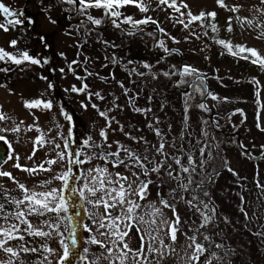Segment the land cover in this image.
<instances>
[{
    "label": "rangeland",
    "instance_id": "rangeland-1",
    "mask_svg": "<svg viewBox=\"0 0 264 264\" xmlns=\"http://www.w3.org/2000/svg\"><path fill=\"white\" fill-rule=\"evenodd\" d=\"M58 1L62 0L46 2L45 0H0L12 11L22 13L18 19L23 20L21 24L10 26L8 31L0 29V48L14 55L26 51L31 57L40 61L35 65L30 62L16 65L10 61H0V69H7V71H0V113L9 117L8 120L0 121V128L11 129L19 125L21 129L19 133L0 132V135L5 136L11 144V148H9V145L2 141L6 147V154L4 152V157L0 161V163L2 162L0 170L10 172L19 183L37 192L50 191L53 188L59 189L58 196L63 197L67 209L59 214L47 213L42 217L28 216L27 219L34 230L40 229L52 234L47 237H38L29 235L26 231L16 233V235H23L24 239L10 240L6 246L12 247L17 252V256L9 257L0 251V261H4L5 264L9 259L12 264H19V261L24 264L25 260L26 264H57L59 257L63 255L65 245H67L68 255L63 264H121L120 257H123V264H208V261H211V264H264V235H258V233L264 234V189L257 187V184L264 185V156L261 155V146L264 145V131L261 130L264 129V73H255L257 75L253 76L256 80L255 88L257 90L256 116L254 114L253 117V113L249 111L248 103H246V113L238 114L236 111V115L224 113L220 117L219 122L225 121L232 126L230 132H226V137H222V133L204 134L208 140H213L214 144H209V146L214 151L217 149L216 152L221 158L218 167L224 166L225 169L223 174L218 176L219 178L216 177L211 182L209 181L206 184L209 185L204 190L195 188V193L200 195L199 199L206 201L215 209L211 222L215 223L217 232H213V226L208 224L209 230L213 233L202 236H208L211 241L218 240L229 245L234 253L233 259H229V252L223 250L229 247L221 246L218 251H215L210 245L205 247L206 252L199 261L191 259L194 249L190 246L192 241L189 238L195 236L196 231L201 228L203 218L199 212L189 208L185 202L191 200L194 195L190 190L184 192L178 188L175 184L176 180L173 183L174 188L170 187L171 178L167 175L166 166L160 173H156L158 177L153 180L151 173L145 178L143 175L141 176V180H150L151 183L145 199L139 200L136 196L130 197L141 205L133 219L129 220L123 216L119 208L110 210L111 218L122 217L118 222V231L122 235V240L113 243L115 237L101 235V232H107V229L99 228V222L104 217V208L93 206L88 201L89 199L94 200L95 197H90L88 193L82 196L81 191L88 183V178L91 175L90 169L107 168L113 178L116 173L128 176L129 181L133 178L131 171L124 166L114 168L111 163L106 164L103 160L96 158L97 152H115L119 145L131 148V143L137 147L141 146L145 151L147 143H151L152 139H156L159 144L161 137L148 127L149 123L154 122L153 128L158 127L163 135V142L164 139L170 138L174 145L178 144L177 148H173L171 157L179 156L182 163L187 165V157L192 155L198 166L197 175L204 176V182L208 181L210 172L214 173L207 162L210 159L209 153L211 154L208 146L205 152L208 157H204L205 163L201 168L199 167L201 157L199 149L195 147V142L193 143L194 147L188 146L189 149H184V147H180L181 140L178 138L176 141L174 140L173 131L168 135L167 130L174 127L172 123L174 112L169 107L165 108L166 101L158 100L156 95L150 92L151 85L149 83L147 84L148 88L144 89L147 82L140 79L139 73H147L145 78L148 80L156 78L164 80L166 78L163 75L164 72H178L183 66L189 65L199 70L201 77L205 78L203 83L205 86L206 82L210 89L209 92H211V88L218 92L216 87H220L223 82L222 79L219 81V78L235 76L237 72L232 65L216 63L204 43L191 35V28L195 24L191 26V30L185 29L181 24L176 23V20L181 18L179 13L166 6H157L156 0H150L149 11L146 13L140 12L132 5L125 6L120 11L124 16H131L134 20L150 17L157 22L156 24L139 25L132 31L126 30L131 34L122 37L124 40L120 35H115L113 31L102 33V42H108L111 47L107 50L111 53L114 52L115 58L119 57L123 61L119 60L122 63L120 64L114 57H107L106 61L107 59L110 62L113 61L121 70L117 69L113 75L109 76L107 71L102 69L105 71V73L102 71L103 76H96L92 64L99 61L97 56L90 54L87 58L85 50L80 46L79 52H82V56L84 55L82 58L74 45L77 40L81 39L80 37H83L84 40L85 38L91 39L92 42H88L87 45H94L98 43L97 40L101 38V35L95 30L94 33L90 30L84 31V36H77L72 28L62 30L60 25H56L59 9L63 10L65 22L68 19L71 21L73 17H76L77 21L86 20V17L76 10V5L65 4V7L62 5L59 7ZM181 2L188 6L187 8L181 7V11L185 14L189 11L194 15L206 11L216 12V25L222 34L230 37L236 45L254 49L261 57H264V4L261 3V0H224L227 8L219 7L216 0H177L178 4ZM234 5H238L239 10L237 12L229 11L228 9ZM88 14L100 19V25L104 28L107 23H111V28H117L112 23L113 18L106 15L102 9H89ZM1 17L0 23H5V19ZM229 17H232L231 32L227 31ZM236 17L247 18L253 23L251 25L242 24ZM183 18L187 19V16L185 15ZM119 21L121 22L122 19ZM125 25L130 27L128 24ZM156 26L158 31L163 29V32L156 31ZM99 31L102 32V29ZM144 37H149L150 44L147 45L148 53L140 56L141 53L136 51V46ZM156 37L158 40L154 43L151 51L149 48ZM13 40L17 42L14 47L10 46V42ZM114 40L120 42L121 45L117 47L116 45L119 43H114ZM161 42L163 47H161ZM90 48L93 50V47ZM118 48H123L124 51H120ZM171 48L177 49L179 52H170L168 60L159 61L156 55L166 53L165 49L171 50ZM101 53L104 52L101 51ZM180 57L181 61L179 62ZM45 60L48 61L46 64L43 63ZM74 61L76 63H73ZM168 61L176 62L178 67L177 64L176 67H169ZM158 62L165 63V65L161 67ZM144 64L151 65V68H144ZM69 65L72 70H69ZM133 69L135 72L131 74ZM158 73L161 77L158 76ZM154 76L155 78H153ZM188 78L190 77L184 79ZM169 79L172 83L171 76ZM180 79L182 78L179 75H174L173 82ZM49 84L53 87L50 88ZM85 84L87 85L85 92L71 91L73 86L81 88ZM186 85L181 84L180 90H185ZM125 90H127V95H125ZM89 93L92 95L89 96ZM95 93H99L103 99L98 98ZM218 96L223 98L227 95L218 93ZM130 97L132 98L131 103L129 102ZM149 97H151L150 100ZM36 99L50 101L52 108L49 110L42 106L34 109L25 107V102H32ZM233 100H239V98L235 97ZM168 101L170 103V98ZM203 103L210 111L201 109L204 115L199 119L188 112L187 125H179L177 128L188 130L195 138L198 137L197 133L199 135L204 130L198 131L200 125L203 128L205 124L211 123L217 128L218 124L214 121V115L211 112V106L216 104L210 98L205 99ZM82 104L87 107H82ZM93 104L97 107L93 108ZM157 105L161 108L160 114L156 112ZM136 108L151 109V111L145 114L136 112ZM178 109L175 105L174 111ZM100 111L107 113V116L112 119L106 120L101 117ZM216 111L219 112L218 109ZM62 112L70 115L71 120H66ZM160 115L163 116V119L160 118ZM252 118L253 121L255 118L256 125ZM21 121L23 123H20ZM109 123L111 126L107 127L106 125ZM257 124H259V128ZM28 126H33L31 131L28 130ZM37 128L39 131L36 130ZM101 129H104L107 134V142L100 137ZM69 131H71L70 137L68 136ZM126 133L129 135H125ZM38 136L45 141L54 140V143L60 147L56 148L53 144L44 146L34 144L35 138ZM129 137L138 139L142 137L143 141L134 142ZM89 138H91L90 143L101 147L82 148L83 142ZM117 141L119 145L115 143ZM237 141L238 143H236ZM108 144H111V148L107 146ZM220 144H224L225 148L222 149ZM241 144L245 147L242 148ZM34 146L37 150L30 160L28 157L32 155ZM247 147H251V149L245 150ZM246 151L249 153L248 155L244 154ZM60 152L66 153L63 160H60L57 155ZM76 152L81 153L79 158L85 160V163L73 162L75 159L73 154ZM9 154L13 156V159H7ZM16 156H19L21 165L31 166V161L41 165L46 163L47 159L57 160V163L52 164L50 170L45 173L26 176L19 173L13 166L17 162ZM121 158H124L123 153H121ZM161 159L163 157L155 154V161ZM165 164H171L174 169L176 168L172 158H169ZM206 165L208 166L205 167ZM149 167L151 166L149 165ZM133 170L140 171V169ZM161 172L165 175V184L163 180L160 181ZM64 173L68 174L66 184L60 179H54V177L63 176ZM231 175L238 181H231ZM45 181L49 182L47 186L40 187ZM183 182L186 183V180ZM65 189L67 190L65 191ZM173 189H176L175 193L172 192ZM0 190H2L0 200L3 199L4 202L9 197L20 198L23 195L17 185L5 177H0ZM205 192L208 193L207 196L204 195ZM161 199L166 200L173 207L177 208L179 205L181 213L178 210L174 213L171 208H163L160 205ZM8 204L11 209L10 213H14L15 206ZM70 206L76 210V214L72 213V210L69 211L68 207ZM151 206L161 208L163 213L162 216L155 218L156 224H150L149 221L153 217L146 215L152 211ZM241 208L247 213V219L241 212ZM138 217H145V219L139 220ZM177 217L180 222L176 225V239L173 241L168 234V224L174 223ZM44 220L57 225L56 231L44 225ZM161 220L167 221L168 224H161ZM75 221L76 229H78L75 236L76 244L73 246L72 242L66 238V234L68 227ZM5 222L7 227L19 223L14 217L1 221L3 224ZM107 222L110 223L111 219ZM131 226L134 227L133 231L129 230ZM20 227L25 226L20 225ZM92 238L113 248L112 255H109L107 249L99 244L90 243ZM21 245L29 251H23ZM45 249L52 251L49 252ZM85 249L88 251L85 252Z\"/></svg>",
    "mask_w": 264,
    "mask_h": 264
},
{
    "label": "snow or ice",
    "instance_id": "snow-or-ice-1",
    "mask_svg": "<svg viewBox=\"0 0 264 264\" xmlns=\"http://www.w3.org/2000/svg\"><path fill=\"white\" fill-rule=\"evenodd\" d=\"M62 2L67 4L76 5V10L80 12L82 15L86 17L88 21H90L93 25H100L101 20L92 17L88 14V10L95 8V9H102L106 15L113 18L112 23L119 28L120 23L117 21L121 20L122 23L128 24L132 28H136L139 25H144L148 23L156 24L157 22L150 17H145L141 20H134L131 16H124L123 13L120 11L121 8L132 5L136 7L140 12L146 13L149 11V3L150 0H62ZM216 3L221 8H227V5L224 3V0H216ZM261 3L264 4V0H261ZM157 6H166L168 8H171L174 12L179 13L180 19L176 20V23L181 24L185 29H188L190 25H192L194 22H201L200 26L201 28H211L212 32L217 31V26L215 23H211L210 25L205 24L204 21L206 18H211L212 20L215 19L217 13L216 12H201L198 15L192 14L190 11L186 14L181 11V7L187 8L188 6L186 4L177 3V0H156ZM231 12H237L239 10L238 5L232 6L230 9H228ZM0 15H2L5 19V23H0V29L4 31H8L10 26H15L18 24H21L23 22L22 19H18L16 17L22 16V13L20 12H14L12 11L8 6L4 5L2 2H0ZM187 16V19H184L183 17ZM171 18V17H170ZM238 21H241L243 23H247L251 25L253 22L251 20H248L247 18H241L236 17ZM55 23V21H52ZM159 31L163 32V29H159ZM227 31H232V17H229L228 19V28ZM191 35L196 36L197 39L200 37L196 35L194 31H191ZM203 35L207 36L208 32L205 31ZM174 39V38H173ZM187 39V38H186ZM16 41L13 40L10 42V46H15ZM107 43V42H105ZM215 43L218 45L223 46V48L228 50V53L233 56H238L241 59L249 60L251 63L256 64L259 63L261 67H264V57H261L258 52L254 49H249L245 46L231 45L230 42L225 41L224 39H215ZM161 47H163V43L161 42ZM165 51H168V49H165ZM0 61H10L13 64L20 65L23 62H30L31 64H39L40 61L36 58L31 57L26 51L20 52L18 54H12L4 49L0 48ZM48 61L45 60L43 63H47ZM73 63H76L74 61ZM144 68H151V65L144 64ZM69 70L71 69V65H69ZM0 71H7V69H0ZM133 71H135L133 69ZM61 72H63V69H61ZM139 75H143V73H139ZM164 76L170 77L172 75H179L182 79L177 81L176 86L179 87L181 84H188L189 87H193L194 91H199L202 96H209L212 100H217L218 97L212 93H210L206 88L203 87V80L204 77H201L199 70L192 68L189 65L183 66L181 70L178 72H164ZM185 77H195L196 80L200 81L199 86H195L187 79H184ZM155 78V76L153 77ZM49 87H53V85L49 84ZM121 87L123 85L121 84ZM87 89V85L85 84L81 88H77L76 86H73L71 88L72 92L76 93H82L85 92ZM92 93H89V96H91ZM95 95L103 99V97L99 93H95ZM125 95H127V90H125ZM183 96L185 98V113L187 114L188 108L191 106L189 102L193 99V94L190 92L183 93ZM151 97H149V100ZM227 98H225L226 100ZM132 98H129V102L131 103ZM43 107L44 109H51L52 103L50 101H43L40 99H36L32 102H25V107L28 109H34L38 107ZM82 107H87L86 105L82 104ZM93 108H96L97 106L95 104L92 105ZM196 107H199L200 109L204 111H210L208 109L207 105L204 103H200L196 105ZM136 112L141 113H147L150 112L151 109H140L136 108ZM240 111V110H237ZM66 120H71V116L67 113H63ZM99 115L101 117H104L106 120H110L112 118H109L107 116V113L100 111ZM9 117L4 115L3 113H0V121L8 120ZM185 120H187V115L185 117ZM158 122V121H157ZM20 123H23L21 121ZM107 127H110L111 124H107ZM149 128H153V125L150 123L148 125ZM257 127L259 128V124H257ZM33 126H28V130L31 131ZM39 131V129H36ZM264 131V129H261ZM11 131L13 133H19L21 131L19 125H16L15 127L11 129H4L0 128V132H7ZM153 131L157 136L161 137V142L159 143L158 147L155 148V152L157 155L163 157V159L159 161H155L153 157H150L147 152L148 149L145 148V154L143 156L137 154L134 152L131 148L125 147L123 145H119V142L117 143L119 146L117 147V150L115 152H97L96 158L103 160L106 164L111 163L112 167H120L124 166L126 169L131 171L132 180L129 181L128 176L121 175L120 173L115 174V178L112 177V174L108 172L107 168H95L90 169L89 173L91 174L88 178V183L84 186L83 191H81V195L83 196L85 193H88L90 197H95L94 200L89 199V203L93 204L95 207L102 206L104 208V217L99 222V228L101 229H107V232H101V235H109L110 237H115L113 240V243H118L120 240H122V235L119 233V221L122 219V217H115L111 218V209L119 208L122 212V215L125 216L127 219L131 220L134 218V216L137 213V209L141 208V205L138 201L132 200L130 197L136 196L139 198V200L145 199L146 192L148 190V186L151 183L150 180H141V176H148L149 173L155 172L160 173V171L167 167V175L177 181L178 188L182 189L184 192H188L189 186L195 184L196 188H200L201 184L197 183L193 179V175L197 171V164L196 160L192 155H189L187 157V165L182 163V159L179 156L171 157V154H168L165 152V143L163 142V135L160 132L159 129L153 128ZM129 135V134H125ZM68 136H71V131H69ZM100 137L107 142V134L104 129H101L100 131ZM134 142H140L143 141V138H136V137H129ZM91 138L88 140H85L83 142L82 148H100V145H96L94 143H90ZM0 141H3L5 144L9 145V148H11V144L9 141H7L6 137L3 135H0ZM67 143V141H66ZM144 143H147L144 141ZM34 144L44 146L46 144H53L56 148H59L60 145L55 144L54 140H43L42 137L38 136L35 138ZM109 148H111V144L107 145ZM172 147H175L173 144ZM241 147L244 148L245 146L241 144ZM207 145L202 146L199 149L200 153V164L199 167H203L205 160V152H206ZM36 147L34 146L32 155H30L28 158L31 160L32 156L35 155ZM121 153L124 154V158H121ZM66 153L60 152L57 153L60 160L64 159ZM245 155H248L247 151L244 153ZM74 155V161L77 164H83L86 161L83 159H80L81 156L80 152H76ZM210 155V153H209ZM261 155L264 156V145L261 146ZM111 158V159H110ZM173 159V163L176 165V168L174 169L171 164L166 165L165 162L169 159ZM7 159L11 160L13 159V156L11 154L7 155ZM15 160L17 161L13 166L21 171L28 172L30 174H35L37 170L40 171H49V168H45L43 164L37 166V167H25L19 163V156L15 157ZM48 165H52L57 163V160H48L46 162ZM151 165V167H149ZM133 169H140V171H134ZM229 171H232L231 169H228ZM0 177H5L13 181L17 185V188L20 190L21 193H23L22 197H9L5 203H0V221L8 220L10 218H15L19 223L18 224H12L10 227H0V251L7 254L9 257H15L17 256V252L12 248L6 246L10 240H23V235H16V233L26 231L29 235L38 236V237H47L51 235L52 233L42 231L40 229H33L32 224L30 221H28V216H38L42 217L45 216L47 213H56L59 214L62 211H66L65 203L63 202V197L58 196L59 189H51L50 191H40L37 192L35 190H31L26 188V186L22 183H19L16 178L8 171L0 170ZM186 180V183L182 180ZM54 179H60L65 184L67 183L68 174L65 173L63 176L54 177ZM49 182L45 181L40 187H46ZM202 183V182H201ZM257 187H260L264 189V185L257 184ZM75 191V189H73ZM176 189H173L172 192L175 193ZM0 194H2V190H0ZM205 196L208 195L207 192L204 193ZM183 199V197H181ZM241 200H243V197H241ZM189 208L195 209V211L199 212L201 217L203 218V223L200 225L201 228H204L210 222L213 220L215 209L212 208L206 201L200 200L197 195H193L191 200L185 201ZM6 203H10L15 206L16 211L14 213H9L8 215H5V207ZM160 205L163 208H171L173 212L175 213L174 207L169 204L166 200L161 199ZM201 205L203 206L201 208ZM152 211L150 213H147L146 215H150L153 217L151 221H149L150 224H156L157 220L155 219L157 216H162L163 213L161 211V208L151 206ZM242 213H244L245 218L247 219V213L244 212V209H240ZM111 219V222L108 223ZM139 220H144L145 217H138ZM179 217L176 218L175 222L172 224H168L167 221L161 220V224H168V234L170 235V238L175 241L176 239V231L177 227L176 225L179 224ZM44 225H46L49 228H52L53 231H56L57 225L50 223L48 220L43 221ZM20 225H24L25 227H20ZM258 235H264L259 234ZM192 241L193 256L191 259L193 261H199L200 257L206 252V248L204 245L198 242L196 236H192L189 238ZM205 240H209L210 238L208 236L204 237ZM90 243L92 244H99L101 247H104L107 249L109 255H112L113 248L108 247L105 245L102 241H98L95 238H92L90 240ZM76 240L72 239V245L75 246ZM216 248H220L221 245L217 244L215 245ZM21 248L23 251L27 252L29 249L23 248L21 245ZM46 251L51 252V249H45ZM35 251V249H33ZM88 250L85 249V252ZM68 255V247L65 245L63 255H61L57 261V264H63L64 259H66ZM213 256H215V253H213ZM121 264H123V257H120ZM0 264H5L4 261H0ZM7 264H12L11 259L8 260ZM208 264H211V261H208Z\"/></svg>",
    "mask_w": 264,
    "mask_h": 264
},
{
    "label": "trees",
    "instance_id": "trees-1",
    "mask_svg": "<svg viewBox=\"0 0 264 264\" xmlns=\"http://www.w3.org/2000/svg\"><path fill=\"white\" fill-rule=\"evenodd\" d=\"M46 1H48V0H45V2ZM58 4H59V7H61V5L65 7V4H67V3H64L62 1L61 2L58 1ZM62 11H63L62 9L58 10L59 15H58V18L56 20V25H58V26L60 25V27H62V30L72 28L73 31L76 32L77 36H84V31H86V30H90L93 33L95 30L98 32V34L101 35V38L97 40L98 43H96L94 45H90V46L87 45V43L92 42V40L91 39L89 40V38H85V40H86L85 41L83 37H80L81 39L77 40V42L74 45L78 49V52H79V48L81 46L85 50L87 58H89L88 55H90V54H94L97 56L99 61H96L95 63L92 64V66L94 67V71H93L94 74L96 76H103L102 71L105 70V71H107V75L111 76V75H113V72L115 70L120 69L117 67V65H115V63L113 61L110 62L109 59H107V61H106L107 57H110V58L114 57L115 58L116 56H115L114 52L111 53L107 50V48L108 49L111 48L109 46L110 44L108 42L107 43L102 42V37H103L102 33L104 31H113L115 33V35H120L121 39H122V37L128 36L127 34H131V33L127 32L126 29L123 27V25H125V24L122 23V21H121L120 27L113 29L110 27L111 23H107V24H105V25H107V27L102 29V32H100L99 30H101V29H98V28H100L102 26L101 25L100 26L94 25L95 27H97V28H95L92 26L93 24L91 22H89L87 19L82 20V21L80 20L76 23V21H77L76 17H73L71 19V21L68 19V21L65 22L63 19ZM199 13H201V12H199ZM199 13H197L195 15H198ZM205 13H207V11ZM1 16L2 15H0V17ZM1 18L4 19V17H1ZM16 18H19V17H16ZM109 21H106V22H109ZM87 22H89V23H87ZM204 23L208 24V25H210L211 23L216 24V19L212 20L211 18H206ZM193 24H195V25L192 26ZM193 24L190 25V27L188 29H190L192 26V28H191L192 31H194L196 33V35H198L200 37L199 40H201L204 43L207 50H210V55L213 57L215 62L216 63L221 62V63H226L227 65H232L233 69L236 70V72H237L235 74V76H231V77L224 76L223 78H221V77L219 78V81L222 79L223 82H221L220 87H216L218 92L213 91V88H211L210 93L216 95L218 97L217 100H212L209 96H207V98H210L212 100V102L214 104H216V105L211 106V112L214 115V121L217 122L218 127L216 128L213 125H211V123H207L202 128V126L199 124L200 126L198 127V131L200 132L201 130H203V129L204 130L199 135L197 133L196 135L198 137H196V138L188 130H183L182 128H180V129L177 128V127H179V125H184V126L187 125L185 117L187 115V119H189L188 112L195 115V117L198 119L204 115L201 112V109L199 107H196V105L203 103L202 100L205 96H202L199 91H194V88L189 87L188 84L186 85V88H185V90L187 89L186 91L180 90V87L174 86V84H173L174 83L173 82L174 75L171 76L172 83H171L169 77H166L164 80H157V78L154 80H151V79L148 80L147 78H145L147 73H144V72H141V73H143V75H140L141 76L140 79L146 80V82H147L144 89L148 88L149 85H147V84L149 83L151 85L150 92L154 93V95H156V98L158 100L159 99L163 100V102L166 101V107L165 108L169 107L174 112L173 118H172V123H173L174 127L169 131L167 130V133L169 135L173 131V134L175 137L174 140L176 141L178 138L179 140L182 141V144L180 147H184V149H189V147L190 148L194 147L193 146L194 142H195V147H197L198 149H200L202 146H205V145H207L209 147V149L211 150V154L209 155L210 159L207 160V162L209 163L208 164L209 167L211 166V171L214 170V173L210 172L209 175L215 179L219 175L223 174V171L221 172V174H217L222 169V168L218 167L221 158H220V156H218V153L216 152L217 149L214 151V149L212 150V147L209 146V144H212V143L214 144L213 140L212 139L208 140V138L206 136H204V134H208L210 132H212L214 134H221L222 133V135H223L222 137H226L227 136V135H225L226 132H230V129L232 128V126L225 123V121L219 122L220 117L224 113H226L228 115L235 114V112L237 110H240V111H237L238 114L246 113L245 112L246 103H248L247 108L249 109L250 112L253 113V117H254V114L257 111V107H256L257 106V104H256L257 103V101H256L257 90L255 88L256 80L254 79L253 76L257 75L255 73L263 74L264 73V67H261V65L259 63L253 64L249 60L241 59L238 56H233V55L229 54L228 50L223 48V46L215 43V39H224L225 41L230 42L231 45L236 46V43L233 42L230 37L228 38L227 36L222 34L218 28H217L216 32H212L210 27L201 28V26H200L201 22H199V21L194 22ZM205 31L208 32L207 36L203 35V33ZM149 37H144L143 40L140 41L138 46H136V48H137L136 51L141 53L140 56H144L146 53H148L147 52V45L150 44ZM194 37H196V36H194ZM122 40H124V39H122ZM115 42L117 43L118 41L114 40V43ZM118 43L119 44L116 45L117 47H119L121 45L120 42H118ZM90 47H93V50ZM118 50L124 51L123 48H118ZM149 50H150V48H149ZM101 51H103L104 53H101ZM79 53H80V56L83 58L84 55L82 56V52H79ZM168 57H170V55L167 54V55H165V57H162V58L158 57L159 58L158 60L159 61L160 60L166 61V60H168ZM115 60L117 62H119L120 64H122L120 62V61H123V60H121V58L118 57L117 59L115 58ZM108 62L111 63L112 65H110ZM168 62H169L168 63L169 67H176V64H177L176 62H171V61H168ZM158 64L161 67H163V65H165V63H160V62H158ZM177 67H178V64H177ZM105 71H103V72L105 73ZM134 72L135 71L132 70L131 74ZM158 76L161 77V75L159 73H158ZM194 78L195 77H190L187 80H189L194 85V87L199 86L200 81L199 80L193 81ZM113 86H116V85L113 84ZM203 87L205 88L204 83H203ZM209 90L210 89L208 88V91ZM181 91H184V92H181ZM185 92H190L194 95L193 99L189 102V104H191V106L188 108L187 114L185 113V107L181 106V105L185 106V101H184L185 98L183 96V93H185ZM218 93H223V95H227V96L220 98V96H218ZM235 97H238L239 100H233V98H235ZM168 98H170V103L168 101ZM225 98H227V99L225 100ZM175 105H176V109L179 108L177 111H174ZM160 109H161L160 106L157 105L156 112H158L159 114H160ZM216 109H218L219 112L216 111ZM168 114H171V113H168ZM256 114H257V112H256ZM256 114H255V116H256ZM160 118L163 119V116L160 115ZM252 121H253V118H252ZM253 122L255 123V118H254ZM151 124L153 125L154 122H151ZM255 125H256V123H255ZM188 126H189V123H188ZM154 128L158 129V127H154ZM150 130H153V128H150ZM181 132H182V134H181ZM164 143H165V146H167L165 149V152L168 154H172L173 148L178 147V144H175V147H172L173 143H172L170 138L164 139ZM158 145L159 144H158L156 139H152L151 143H149V142L147 143V149H148L147 154L150 157L154 158V156L156 154L155 148L158 147ZM123 146L127 147L126 145H123ZM219 146L222 147V149L225 148L224 144H220ZM130 147L134 152H136L137 154H139L141 156H143L145 154V151L141 146L137 147L135 144L131 143ZM205 157H208V155H205ZM208 165H206L205 167H207ZM150 175L152 177L151 178L152 180H153V178L158 177V175L155 172L151 173ZM145 177L146 176H143V178H145ZM193 179L197 183L201 184L200 189H202V190H204V188L209 185V184L205 185L206 182H204V180H205L204 176L201 177L200 174L197 175V171L193 175ZM161 180H163V182L165 184L166 180H165V175L163 172H161V174H160V181ZM170 180H171V181H169L170 187L174 188L173 183H175V180H173V179H170ZM231 181H238V180H235V178L232 177V175H231ZM223 182L225 183L226 180ZM228 183H229V181H228ZM175 184H177V183H175ZM222 185H225V184H222ZM148 187H150V184ZM195 188H196L195 184L189 186L191 194L200 196L197 193H195L196 192ZM186 208H187V206H186ZM174 209L176 212H177V210H178V212H180L181 207L179 205H177V208L174 207ZM210 225L213 226V232L216 233L217 231H216L215 223L211 222ZM211 242H214L213 244H219L222 247H229L228 249H223V250H224V252H229L228 253L229 259H233L234 253L231 251L232 249L230 248L229 245L227 246L226 244H224L223 242H220L218 240L217 241L212 240Z\"/></svg>",
    "mask_w": 264,
    "mask_h": 264
},
{
    "label": "flooded vegetation",
    "instance_id": "flooded-vegetation-1",
    "mask_svg": "<svg viewBox=\"0 0 264 264\" xmlns=\"http://www.w3.org/2000/svg\"><path fill=\"white\" fill-rule=\"evenodd\" d=\"M79 150H80V149H79ZM5 154H6V152H5ZM48 160H49V159H47L46 162H47ZM53 160H54V159H53ZM1 163H2V162H1ZM1 163H0V164H1ZM30 165H31V166H27V165H23V166H25V167H29V168L39 166V164L34 163V161H31V164H30ZM43 165H44L45 168H49V169H50V167H51V165H48L47 163H43ZM16 170H17L19 173H22V174H24V175H26V176H29V175L31 176V175H32V174H30V173H28V172L21 171V170H19V169H17V168H16ZM43 172L45 173V172H47V171H40V170L38 169L37 172H36V174H37V173H43ZM64 174H65V173H64ZM64 174H63V175H64ZM67 189H69V188H67ZM67 189H65V191H66ZM65 191H64V192H65ZM0 203H5V202H4L3 199H1V200H0ZM9 208H10V205H9L8 203H6L5 212H4L5 215H8V214L10 213V210H11V209H9ZM68 209H69V211L72 210V213L76 214V210H75L72 206L68 207ZM73 225L75 226L76 223H74ZM0 227H7L6 222L3 224V223H1V221H0ZM207 233H208V234H211V233H213V232H211V231L208 229V227H204L203 230H202V232L199 231V233L195 235L196 238H197V240H198V242L201 243L202 245H204L205 247L209 246L210 243H213V242H211L210 240H205L204 237L202 236L203 234L206 235ZM215 245H216V244H214L212 247H215ZM215 250H217L216 247H215ZM23 262H24V264L27 263L26 260L23 261ZM19 264H22V262L19 261Z\"/></svg>",
    "mask_w": 264,
    "mask_h": 264
},
{
    "label": "water",
    "instance_id": "water-1",
    "mask_svg": "<svg viewBox=\"0 0 264 264\" xmlns=\"http://www.w3.org/2000/svg\"><path fill=\"white\" fill-rule=\"evenodd\" d=\"M148 24H152V23H148ZM144 25H146V24H144ZM152 25H154V24H152ZM137 28V27H136ZM136 28H132V29H130V31H132L133 29H136ZM143 28V27H142ZM155 29H156V31H158V27L156 26L155 27ZM129 30V29H128ZM159 32V31H158ZM158 40V37H156V39H154V43L156 42ZM154 43L150 46V50L152 51L153 50V46H154ZM179 52L177 49H171V50H168L165 54H168V53H170V52ZM165 54H160L159 56L160 57H162V56H165ZM181 61V57L179 58V62ZM205 87H206V89H207V84H206V82H205ZM207 96V95H206ZM206 96L204 97V99H203V101L205 100V98H206ZM4 152H5V148H4V145H2V143L0 142V161H2V159H3V154H4Z\"/></svg>",
    "mask_w": 264,
    "mask_h": 264
}]
</instances>
